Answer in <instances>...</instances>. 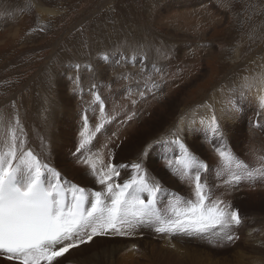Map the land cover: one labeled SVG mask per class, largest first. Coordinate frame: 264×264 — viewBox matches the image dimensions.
I'll return each mask as SVG.
<instances>
[{"label":"rangeland","instance_id":"obj_1","mask_svg":"<svg viewBox=\"0 0 264 264\" xmlns=\"http://www.w3.org/2000/svg\"><path fill=\"white\" fill-rule=\"evenodd\" d=\"M197 1L198 0H0V103L6 100L4 103L5 105L0 104L1 108L3 105L11 108L13 105L17 104L22 97L26 98L25 103L29 105V108H35L34 110L31 109L30 112L28 111L26 116L32 121L39 117V119L43 121L42 128L47 134L50 133L48 125L50 118H52L56 124L61 125L60 132L56 128L57 135L54 139L60 140L62 137L70 136L73 142L70 145H65L64 150L67 156L71 155V157H73L75 155L73 152H76L79 143V139L75 131H73L74 126L78 122L83 123L84 116H87L88 126L91 131H94L96 124H93V117L90 116V111H92L95 106H101V103L95 101L92 95L93 92L88 94L90 97L87 98V102H84L85 97H82V93H71L73 97H77L76 101L79 99L77 107L80 108V113L82 114L79 115L76 109H72L70 103L66 101L65 104L58 101L57 97L60 90L55 83V81L58 82V76L63 75L65 80L67 76H79L76 75V73H78L81 68H85L84 71L90 73L96 65L95 63L93 64V62L97 57L102 62L106 69L105 71H108L110 66L121 63L122 58L135 59L139 57L141 64L144 63L152 66V62H150L149 59L157 54L159 50L157 49L158 47L165 46L168 51L174 53L173 51L175 49L182 46L184 39L187 41L191 40L192 43L201 42L205 44L204 46H208V49L203 50L202 55H198L199 57L191 56L190 58H186L184 56L186 52L184 51V54L176 55L180 58L179 60L175 61L173 58L174 60L172 61L173 67H176L178 71H186V69H189L190 72L194 73V77H197H195L196 80L191 85L192 87H189V84L182 86L177 85V88H184L186 86L190 91H188L186 99L187 112L193 111L198 107V104L206 102V106L210 104L211 107L206 115V117H208L207 120L205 118L206 122L214 113L221 124L226 121L228 126L231 125L230 123L237 125L241 120V113L240 111L236 112L232 110V106L228 103L231 98L221 95H217L216 97L220 105H225L223 106L224 108L226 107L225 110L231 108L228 110L230 111L229 115L226 111L225 116L223 115L225 110L220 113V110L217 109L218 105L214 103L215 101H207L206 99L222 85H226V89H224L225 92L233 91L231 100L236 101L237 104H245L244 101L253 104V112H251L252 110L249 111V115L245 117V122H250L251 119V131L253 135L248 131L233 132L231 134L227 126H225L226 123L222 124V128L225 133L223 139L234 155L247 164L249 168L258 167L264 162L260 159L264 157V107H262L260 103L261 96H264V90H258V88L255 87L250 90L241 89V85L245 82L246 77L252 79V77H250L251 74H253V77H259L261 74H264V0H200V5H198ZM199 7H204L207 12L211 10L212 12L210 13L213 14L216 10L215 12L221 15L218 17L219 21L217 24L212 25L206 23V27L204 26L205 28L203 27V30H199L196 27H189L182 25L183 23H177L176 26L180 29L174 30L173 25H170L169 20H166L175 19L178 17L177 15L183 12L197 11ZM164 23H166L167 26H165ZM200 32L203 33L202 36L199 35ZM180 37H182V39ZM187 49H189V47L186 46V50ZM105 56L108 57L107 60L104 59ZM197 59L200 60L198 61ZM244 63L249 67L253 66V69H251L253 71L247 69L246 67L248 66ZM77 65L80 66L79 69L76 68ZM163 65L166 66L167 64L164 63ZM153 66L154 69L159 70L157 63H154ZM169 66L170 65H167L165 69H170L171 66ZM241 66L243 71L241 70ZM98 67L96 68L98 69ZM89 68L91 69L90 71ZM200 68L204 69V71L202 70L203 75L197 76L196 69L199 70ZM159 72L160 71H158V73ZM206 73L207 75L203 77ZM93 74L97 79L96 73ZM100 75L103 74L101 73ZM168 75L169 73H163L162 78L157 79L155 77L154 82H160L157 88L158 91L166 93L164 92V88L167 85L166 82L175 84L170 83L172 82L171 79L170 82H168L169 80L167 81ZM161 83H164L162 84L163 87ZM140 89L147 91L145 86ZM152 90H154V88ZM241 91L244 92L243 97L241 96ZM170 92L172 93L173 91ZM150 94H152L154 98L156 93L151 92ZM172 94L175 96L174 92ZM173 96L171 95L170 97ZM157 99L152 100L153 106H157H152L154 114L160 111L159 107L162 108L164 106L162 104H168L167 102L169 101V98L165 100L160 98ZM100 100L102 102V96H100ZM144 100L142 99L140 101V99H137L135 102L142 103ZM102 106L104 107L103 102ZM105 109L106 108H103V113ZM35 111L36 113H34ZM164 111H166V109ZM164 111L158 113L160 118L165 117ZM32 112L34 115H32ZM252 115L253 119L250 118ZM192 116L196 117V115ZM111 117L114 119V122H111ZM105 119L107 120V125H112V123L116 124L118 121V119L114 118V110L110 111L109 109L107 110ZM128 122L126 127L128 124L133 123L130 120ZM28 123L30 126L32 122L28 120ZM46 126L48 127L46 128ZM135 130L138 131L139 129L136 128ZM129 132H131V129ZM36 133L40 135L37 131ZM104 134V136H106L109 133L104 132ZM179 134L180 133H178V135ZM40 136L36 137V140ZM44 138H46V136H44ZM32 139L33 137H27V141ZM120 139L121 136H118L116 141ZM101 140L102 139H100V141ZM137 140L138 138L133 142L139 144L141 141L137 142ZM100 141L94 137L92 145L95 143V146H99V149H95V152L102 154L106 151L107 146L103 141ZM125 141L118 143L114 142L108 152V156L110 157L111 152H115L114 155L117 161L124 160L125 152H123V144ZM46 142L47 141L44 142V145ZM56 145L60 146V143L56 142ZM217 145H219L218 138H215L211 143L209 142L208 147L202 145L207 148V152L205 156L203 155V159L201 156L197 157L201 161L203 160L202 162L208 166L209 171L202 173L201 178L204 180V178L207 177L208 181L212 184L213 199L219 198L223 200L225 204L230 205L232 209L236 207L240 210L239 214L242 217L244 216L243 218L247 221L249 226L245 234L247 235L248 229L251 230L252 228L253 234L256 233L255 235H259L257 241H263L264 234L261 232L264 231V179H259L254 184L248 181H242L238 186L230 190L222 188L221 180L224 179V177L217 179L216 175L217 170L221 166L215 150ZM31 146L32 145L27 142V147ZM65 158L68 160L70 157ZM162 162L166 165V170L169 169L167 168L166 160L162 159ZM167 173H169L168 175L171 178V182H161V185L167 190V193H175L184 198H194L193 185L187 177L182 178L180 175L173 174L170 170ZM173 183H176L177 187L171 190ZM163 200L165 201V199ZM147 232L159 236L154 231L150 230ZM233 233H235L233 235L236 237L235 242L237 244L232 245V252L228 253L226 252L227 250L223 249L225 247V239H221L223 244H219L217 238H212V242H209V238L207 237L199 238L197 236L187 235V241H185L186 245L182 246L180 250L182 258L181 256H179L180 258L173 256L174 258L169 257L171 258L170 261L167 259L168 257L156 252L157 249L160 250V243L157 238H152L153 240H151V242L155 243L156 246L151 248L147 245L145 251L150 252L151 255L154 253V255L151 258L152 260L147 257L145 258V256L142 257L144 261L143 264H196L199 261L198 259L201 258L199 257L201 255L205 257H202L203 259L208 261L206 264H224L225 259L227 260L226 264H236L239 252L245 253L249 251L252 252L248 253L249 255H255L253 249L251 251V248H256V246L253 247L251 244V232L249 231L250 235L248 234V240L251 243L248 242V240L242 242L241 238L239 240L238 231ZM228 242L230 244L232 243V241ZM103 246L108 247L109 245L104 244L102 247ZM233 246L236 248H233ZM136 248L138 250L137 246L134 247V249ZM186 250L187 253H185ZM205 250L207 251L205 252ZM170 252H173V250ZM204 252L206 254H204ZM190 253H193L192 256ZM212 255L215 258L210 261ZM104 257L105 255H100L99 258L93 256L89 261L82 257H72V260L74 262H80V264H103V261L107 259V257ZM96 259L98 261H96ZM109 261L110 264H114V261ZM67 262H69V259ZM67 262L64 260L61 263L59 262V264H66ZM237 262L238 264H243L239 262V260Z\"/></svg>","mask_w":264,"mask_h":264},{"label":"snow or ice","instance_id":"obj_2","mask_svg":"<svg viewBox=\"0 0 264 264\" xmlns=\"http://www.w3.org/2000/svg\"><path fill=\"white\" fill-rule=\"evenodd\" d=\"M254 87L264 90V74L246 77L241 85V89ZM92 95L101 103L103 113L100 96L95 92ZM228 103L233 111H240L236 101L230 99ZM260 103L264 107V96ZM106 122L105 119L91 131L84 116L76 148L78 160L102 186L92 191L62 178L59 171L27 147L20 119L6 120L0 113V259L14 264H58V258L92 242L94 237H131L141 228L161 234L207 237L209 242L212 238H236L233 230L241 225L243 217L223 200L213 199L212 184L207 177L201 178L202 173L209 171L208 166L182 141L179 126L164 141L167 146H175L165 160L173 174L190 180L194 198L172 193L163 206L162 197L167 190L144 167L147 147L136 162L118 166L106 164L103 156L93 151L95 133ZM200 123H206L212 137L219 139L215 150L221 166L216 175L217 179L224 177L223 186L231 189L242 181L254 184L264 179V162L249 168L236 157L224 141L225 133L214 113L207 122ZM260 159L264 161V157ZM126 168L132 169V175L118 180L119 169Z\"/></svg>","mask_w":264,"mask_h":264},{"label":"bare ground","instance_id":"obj_3","mask_svg":"<svg viewBox=\"0 0 264 264\" xmlns=\"http://www.w3.org/2000/svg\"><path fill=\"white\" fill-rule=\"evenodd\" d=\"M199 1L200 0L197 1L198 5H200ZM198 5H196V6H198ZM43 11H46V10H43ZM215 11L213 14V13H210V12H212L211 10H210V12H207V10H205L204 7H199V10H197V11H190V12H183V13L181 12L182 14L178 13L180 15L176 14L178 16L177 18L166 19V20H169V22H170L169 24L173 25L174 30L180 29L176 26L177 23H183L182 25L189 26V27H196L199 30L200 29L203 30V27L206 25V23L215 25L219 21L218 17L221 15ZM42 13H44V12H42ZM164 24H165V26H167L166 23H164ZM177 32H179V31H177ZM201 32H203V31H201ZM201 32L199 33L200 36L203 35V33H201ZM199 35H198V37H199ZM180 38L182 39V37H180ZM190 39H191V37H190ZM204 45L205 44H203L201 42H193L192 43L191 40L187 41L184 39L182 46L175 49L173 51L174 53H172V51L171 52L168 51V49L165 46H161L160 48L158 47L157 49H159V50L157 51V54L154 55L151 59H149V61L152 62V66L144 64V63L141 64V60L139 57H136L135 59H133V58H130V59L129 58H122L121 63L110 66L108 71H105L106 69L104 68L102 62L97 57L95 59V61L93 62V64L95 63L96 65H95V67L92 65L94 68L91 67L93 69L90 73L87 71H84L85 68H81V70H79V72L76 73V75H79V76H76V77L75 76H71V77L67 76L66 80L64 79L63 75L58 76L59 77L58 82L55 81L57 87L60 90L59 93L57 92L58 93L57 99H58V101L65 103V104L67 101V103H70L72 105V109H76V112L79 115H82L80 113V108L77 107V102L79 99L76 101L77 97H73L71 93H73V92H74L73 94L82 93V97H85L84 102H87L88 101L87 98L90 97L88 94H90V92H94V91L97 92L99 96H102V102L104 105L103 108H106V109H105L104 113H101L100 112L101 106H95V108L92 111H90V116L93 117L92 118L93 124L97 125V124L101 123L102 121H104L106 116H107V110L108 109L110 111L114 110V118L118 119L116 124L112 123V125L111 124L107 125V122L104 123V127L99 132L95 133L96 139H99V141H100V139H102L101 141H103L107 146L106 151L101 154L103 156L104 162L106 164L112 163V164H115L117 166L121 165V164L130 165L131 163L136 162L137 157L142 152H144L145 148L147 147L148 151H147V154L144 156V167L151 174V176L154 177L156 180H158L160 183L161 182L170 183L171 178L168 175L169 173H167V172H169V169L166 170V168H165L166 165L163 164L162 159H165V155H168V156L172 155V151H173L175 146H167V145H165L164 141L166 139L171 138L170 133L175 131L177 126H179L181 129V131L179 132L181 135L179 134V136L182 139V141L190 148V150L196 156H201L202 159L204 158L203 155L205 156V154L207 152L206 147H208V143L213 142L215 139L212 137L210 132H207L208 130L206 128V123L204 125H202L200 123L201 120H204L206 122V120L208 118V117H206V115H207L209 109L211 108L210 104H209V106H206V102L203 104H198V107L195 108L193 111L190 110L191 112H187L188 108H186V99H187V94H188L189 90H188V88H186V86L184 88H179V87L177 88V85L182 86V85H186V84H189V87H190L195 82L197 77L195 76L196 77L195 78L194 73L190 72L189 69H186V71L185 70L184 71H178L176 69V67H173V62H172L174 59H175V61L179 60L180 58H178L176 55L184 54L183 53L184 51L186 52V54L184 55L186 58H190L191 56L199 57L198 55H202L203 50L208 49V46H204ZM186 46L189 47V49L186 50ZM182 61H184V60H182ZM154 63L158 64L159 70L154 69V66H153ZM164 63L167 65H170L171 66V67L169 66L170 69L169 68L165 69L167 65L166 66L163 65ZM244 64H246V63H244ZM246 66H248V65L246 64ZM96 67H98V69ZM252 67L253 66H250V67L248 66L246 68L251 70V69H253ZM197 69H196L197 76L201 75L202 72L204 71L203 68H200L199 70H197ZM242 69L243 68L241 66V70ZM158 71H160V72L158 73ZM251 71H253V70H251ZM92 72L96 73L97 79L95 78V76ZM101 73L103 75H100ZM163 73H169V75L167 76L168 77L167 81L169 80L168 82H170L172 80V82H170V83H175V84H169L166 82L167 85L165 84L166 87L164 88V92H166V93H163V92H160L157 90V88L159 87L158 84L160 82H158L157 80H156L157 82H154L155 77L157 79L158 78L160 79V78H162ZM206 75H207V73L204 74L203 77H205ZM245 77H246V75H245ZM250 77L253 78V74H251ZM77 81H78L79 86H77ZM176 82H179V83H176ZM162 84H164V83H161V85ZM92 85H95L96 87L93 88ZM144 86L147 88V91L140 89L141 87L143 88ZM162 87H163V85H162ZM91 88H93V89H91ZM153 88H154V90H152ZM175 88H177V89H175ZM224 89H226V85L220 86V88L215 90L210 96H208L206 98L207 101H215L214 103L218 105V107H217V105H216V107H217V109L220 110V113H222L226 109V107L224 108L223 106H225V105L222 106L219 104V102L216 100L217 95L228 96L229 98L232 99V92L233 91L225 92ZM170 91H173L175 93V96H173V94H172L173 92L171 93ZM151 92L156 93L154 98H153V95L150 94ZM139 93H143V95H140ZM29 94H30V92H29ZM31 94H33V93H31ZM171 95L173 97H170ZM27 98H29V97H27ZM157 98H160L162 100L169 98V101L167 102L168 104L165 103V104H162V105H164L162 108L159 107V109H160L159 112L164 111L166 109V111H164L165 117H163V118H160V116L158 115L159 112L158 113L156 112L154 114V112L152 111L153 107H157L156 105L153 106L152 100L157 99ZM170 98H171V100H170ZM137 99H140V101L142 99L143 100L146 99V100H144L142 103L141 102H135ZM5 101L6 100L2 101L0 104H4ZM25 102H26V98L22 97L21 100H19V102L17 104L13 105L11 108H9V106L5 107L4 106L5 104H4L2 108L0 106V113H2L4 115L6 120H14L17 117L20 119L21 124H22V126L26 132V136L27 137H33L32 140L27 141L32 145L29 148H31L37 155H39L41 157V159H43L45 162H48L53 168H55L57 171H59L61 173L62 178L66 179L67 181H69L73 184L79 185L81 187H86L87 189L92 190V191L100 190L102 186L96 182L94 177L89 175L90 170L87 168V166L84 165L81 162V160H78L79 154L74 151L73 153L75 155L73 157H71V155L70 156L66 155L64 147H65V145H70L73 142L72 138L70 136H68L70 138L62 137L60 140L54 139L57 135L56 128L60 132L61 131V128H60L61 125L56 124V122L52 118H50V120H49L50 122L49 123L47 122L49 125V128H50V133L47 134L46 131H44L42 128V122L43 121H41L39 119V117H37L34 121H32L31 119H29L26 116L28 111L30 112V110L33 109V107L29 108V105ZM244 102H245V104H240V105L238 104L239 108H240V113H241L240 114L241 120L237 125L230 123L231 125L228 126L226 121H225L226 124L222 123V124H225V126H227V129L229 132H231V134L233 132L235 133V132H242V131H248V132L252 133V131H251L252 130L251 119H250V122H245V117L249 115V111L252 110L251 112H253L254 107H253V104H249L250 102H248V103H246V101H244ZM213 106H215V105H213ZM207 107H209V108H207ZM228 107H229V105H228ZM36 108H38V107H36ZM230 109L225 110L223 115L225 116L226 111L228 112V115H229L230 111H228V110H230ZM34 113H36V111ZM34 113L32 115H34ZM192 115H196V117H194ZM32 117H34V116H32ZM58 117H57V119H58ZM239 117H238V120H239ZM82 118H83V116H82ZM205 118H206V120H205ZM250 118L253 119V115ZM27 119L32 122L30 126H29ZM110 119H111V122H114V119L112 117ZM225 119H226V117H225ZM236 119H237V117H236ZM129 120L132 121L133 123L128 124L126 127V124L129 123L128 122ZM234 121H236V120H234ZM82 126H83V123L78 122V123H76V125L73 128V131H75L79 140H80V132L83 130ZM47 127L48 126H46V128ZM75 127H76V130H75ZM135 127L139 130L136 131ZM245 127H246V129H245ZM130 129H131V132H129ZM133 129H134V131H133ZM243 129H245V130H243ZM36 131L41 136L38 135L36 133ZM103 131L106 133H109V134L104 136L105 134ZM251 135H253V133ZM38 136H40V137L36 140V137H38ZM44 136H46V138H44ZM118 136H121V139L116 141ZM137 138H138L137 142L141 141L139 144L133 142ZM42 141H43V147H42ZM45 141H47V142L44 145ZM124 141H125V143L123 144L124 147L122 146L124 148V150L123 149L122 150H123V152H125L124 160L117 161L116 157L114 155L115 152L114 153L111 152L110 157H109L108 152L111 149L112 144L114 142L118 143V142H124ZM56 142H59L60 146H57ZM95 145H96L95 143L93 145H91L94 152H95V149H97V148L99 149V146H95ZM202 145H204L206 147H203ZM113 148H114V146H113ZM65 157H70V158L67 160ZM108 157H109V159H108ZM119 170H120V177H118L117 179L120 181L126 180L132 175V169L131 168L119 169ZM175 187H177V184L173 183L171 190H173V188L175 189ZM222 188H226V187L222 185ZM226 189L230 190L229 188H226ZM231 189H233V188H231ZM170 198H171V195L166 192V194L162 197V199H165V201H164L165 205H163V206H166L167 200ZM248 220H249V218H248ZM235 228H237V229H234L233 232L238 231V233H239L238 239L240 240V238H241L242 242H246L249 239L248 234L250 235V233H249V231H250L251 232L250 237H251L252 243L249 240H248V242H250L253 247L256 246V248H251V251L253 249V252L255 253V255H253V256L248 254V253H252L249 251H247L245 253L239 252V255L237 254L239 262H242L243 264H264V240L263 241L262 240L257 241L259 235H255L256 233L253 234L252 228H251V230L248 229L247 235L245 234V232H246L247 228H249V226H248L247 221L244 218L242 220L241 225L238 227H235ZM150 230L153 231L151 228H141L138 230V233L135 236H131V237L118 236V238L116 240L99 239V238L94 239L88 246L86 245V246H82L80 248H77L75 250H71L64 257L59 258L58 263L62 262L63 259L67 262V260L69 259V262H67L66 264H80V262H74L72 260V257H78V258L82 257V258H86V260L89 261L93 256L94 257L97 256L99 258L100 255L101 256L105 255V257H107V259L103 261V264H110L109 260H111L112 262L114 261V264H143L144 261H143L142 257L145 256V258L147 257L148 259H151L152 256L154 255V253H152V255H151L150 252L145 251V248L147 245H149L151 248H154L156 246L155 243L151 242V240H153L152 238H154V239L157 238L158 242L160 243L159 244L160 250L157 249L156 252L160 253L163 256L168 257L167 259L169 261L171 260V258H169V257H173V256L176 258L181 256V258H182V255H181L182 253L180 254V250H181L182 246L186 245L185 241H187V239H186L187 235H182V234L169 235V234L157 233L159 236H155V235H152V234L147 232ZM261 233L264 234V231ZM141 234L145 235L143 237L144 239H140ZM233 234H235V233H233ZM217 239H218L217 241L219 244H223L221 239H219V238H217ZM263 239H264V237H263ZM235 241L236 240L234 239V241H232V243L230 244L225 239V241H224L225 247L223 249L227 250L226 252H228V253L232 252V250H233L232 245L237 244ZM104 244L105 245L108 244L109 246L108 247L107 246L102 247V245H104ZM135 246L138 247V250H137V248L134 249ZM233 248H236V247L233 246ZM208 249H210V248H208ZM217 249H219V248H217ZM172 250H173V252H170ZM211 250L214 251L213 249H211ZM202 251H204V250H202ZM206 251L207 250H205V252ZM166 252H168V253H166ZM205 252H204V254H206ZM185 253H187V250ZM210 253H212V252H210ZM192 254H191V256H192ZM198 255H200V254H198ZM216 255H218V254H216ZM193 256H195V255H193ZM219 256H220V254H219ZM199 257H201V258L198 259L199 261L196 264H206L208 262L207 260L202 258V257H204L203 255H201ZM189 258H190V256H189ZM213 258H215V257L212 255V257L210 258V261H212ZM148 259H146V260H148ZM156 259H157V257H156ZM100 260H102V259H100ZM96 261H98V260L96 259ZM226 261L227 260L225 259L224 264H226ZM237 261H236V264H238ZM0 264H13V263H9V262H5L3 260H0ZM146 264H148V263H146Z\"/></svg>","mask_w":264,"mask_h":264}]
</instances>
